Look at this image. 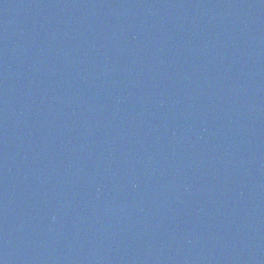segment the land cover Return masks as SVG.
<instances>
[{"label": "water", "instance_id": "water-1", "mask_svg": "<svg viewBox=\"0 0 264 264\" xmlns=\"http://www.w3.org/2000/svg\"><path fill=\"white\" fill-rule=\"evenodd\" d=\"M0 264H264V0H0Z\"/></svg>", "mask_w": 264, "mask_h": 264}]
</instances>
